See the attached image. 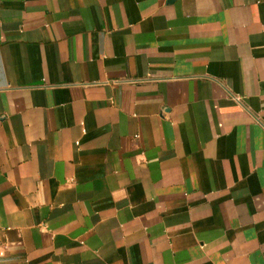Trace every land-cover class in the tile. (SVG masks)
Instances as JSON below:
<instances>
[{
	"label": "crops",
	"instance_id": "1",
	"mask_svg": "<svg viewBox=\"0 0 264 264\" xmlns=\"http://www.w3.org/2000/svg\"><path fill=\"white\" fill-rule=\"evenodd\" d=\"M0 251L264 264V0H0Z\"/></svg>",
	"mask_w": 264,
	"mask_h": 264
},
{
	"label": "built area",
	"instance_id": "2",
	"mask_svg": "<svg viewBox=\"0 0 264 264\" xmlns=\"http://www.w3.org/2000/svg\"><path fill=\"white\" fill-rule=\"evenodd\" d=\"M241 97L240 96H237L236 99H240ZM0 256H4V251H0Z\"/></svg>",
	"mask_w": 264,
	"mask_h": 264
}]
</instances>
